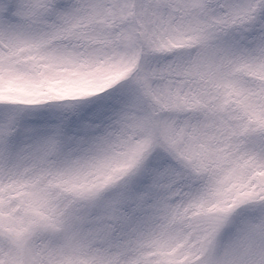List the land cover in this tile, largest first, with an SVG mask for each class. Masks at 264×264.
Returning a JSON list of instances; mask_svg holds the SVG:
<instances>
[{"label":"rangeland","instance_id":"1","mask_svg":"<svg viewBox=\"0 0 264 264\" xmlns=\"http://www.w3.org/2000/svg\"><path fill=\"white\" fill-rule=\"evenodd\" d=\"M247 1L181 0L189 8V23L167 16V31L174 41L187 42L167 49L150 50L144 41L146 48L138 46L130 0H114L111 10L106 0H55L58 9L72 13L67 20L52 14L25 24L11 43L0 39V99L15 100L9 107L0 105V264H185L199 257L178 256L185 241L177 246L172 241L180 230L190 234L189 241L199 233L212 244L227 224L222 233L233 237L232 259L254 264L260 258L258 240L256 254H241L245 229L260 220L254 203L264 200V181L252 177L253 169L264 170L259 102L264 66L239 59L240 50L252 47L264 30V11L259 0H251L250 7L258 4L247 15ZM210 2L236 10L218 24L200 7ZM111 12L127 18L122 38L111 25ZM145 24L155 29L152 22ZM158 52L163 57L154 56ZM101 58L104 63L95 69ZM136 58L138 72L128 77ZM47 63L61 69L49 75L57 79V88L75 95L121 83L63 103L62 121L76 120L63 137L64 125L45 123L58 105L27 106L19 100L30 95L4 91L15 74L31 88ZM158 67L160 81H152L170 100L167 105L153 100L154 90L147 91L142 80L141 71L150 76ZM10 122L4 140L3 127ZM15 129L21 141L29 134L34 138L14 142ZM141 147L137 164L118 177L122 184L113 199L103 192L81 195V186L95 173L106 176ZM169 156L174 165L168 164ZM177 177L184 180L173 186ZM138 181L147 191L132 194L128 186ZM249 190L259 193L257 199L221 216L227 203L234 205Z\"/></svg>","mask_w":264,"mask_h":264},{"label":"trees","instance_id":"2","mask_svg":"<svg viewBox=\"0 0 264 264\" xmlns=\"http://www.w3.org/2000/svg\"><path fill=\"white\" fill-rule=\"evenodd\" d=\"M7 1V0H6ZM113 1L114 0H106V3L109 7V10L113 9ZM130 18L131 21L133 22L132 25V29H134V26L136 25L137 28V33L138 35V46H140V48H146L145 45H147V47L150 48V50H156L155 47L160 48L161 49H167L170 48L172 46H174L175 44H186L187 41L182 40V41H174L173 39H171V35H169L168 27H169V20L167 18V16H170L174 19L175 17V21H180V19L182 20L183 23H189V8L188 6L184 3V5H181L180 3L181 0H130ZM163 1L164 3H160L158 5V2ZM250 1L248 0L246 2L247 6H246V14L253 11L258 4V1L254 4L251 3V7H250ZM172 2V3H171ZM133 9V11H132ZM114 11V10H113ZM133 12V13H132ZM242 14H245L244 12ZM245 14V15H246ZM111 25L115 26V30H117L118 34H120L119 37H121L122 34V26L125 24V22L127 21L125 16H119L118 17V13L117 12H111ZM248 15V14H247ZM133 16V17H132ZM240 17V16H239ZM146 22H152L155 29L153 30L152 26L147 25L146 26ZM157 27L159 28V34H156V30ZM149 31H148V30ZM188 35V34H187ZM186 38V34L184 35ZM118 37V38H119ZM123 37V36H122ZM121 37V38H122ZM150 38V42L149 43V39ZM144 41V44H143ZM155 44V45H153ZM85 50V49H84ZM185 52H180L179 55L184 54ZM156 55V57H163V54L161 52H158L156 54H154V56ZM174 55V53H173ZM34 59V58H32ZM104 59L101 58L100 61H98L97 64H95V69H97V67H99V65H102ZM138 63V58L135 59L134 61V67L132 68V70L128 73V77H132V76H136V71L138 72V66L140 67V61H139V65ZM78 65H80L78 63ZM97 65V66H96ZM162 68V66H161ZM160 67L155 68L156 70H152L150 72V76L148 74H146L145 72L141 71V73L144 74V78H142L143 80V84H144V88L147 89V91L150 89L154 90V93L156 95V98L154 96L153 100H155L156 102H158L160 105H167L168 101L170 102V100H168L167 98H165L164 96H160V94H158V91L155 88L156 82L152 81V80H158L160 81V76L159 74L161 73V69ZM40 73L42 75L38 74H31L34 75L33 78H35L34 81L31 82L32 86L31 88L26 86V83L23 82L21 83L20 81H17L19 79H22V77H20L19 75H13L11 79H9L7 81V85L4 88V91L8 90L9 91V95L10 94H15L14 92H21L24 93L25 95H30V99L29 100H19V102L22 104H26L27 106L31 105V106H43L48 108V106L50 104L53 105H58L56 107H53L55 109L56 115L51 116L47 118V121L45 123H48V127H51L55 124L58 125V129H62L63 125H64V129H63V137L64 135L67 133L68 134V130H69V125L70 124H74L76 122V120H64L62 121L63 115L61 116V108H63V103H66V101L68 99H74L76 97H80V96H87V95H91V94H100V93H104L107 92L110 89L115 88L117 85H119L121 82H119L120 80H116L114 82H110L108 84H104L102 86V88H96L90 92V94L87 95H75L73 93H71L70 89H67L66 87H63V90H61L60 88H57V79L50 77V73H56L58 71H61V69H55L53 66H51V64L47 63L44 64L43 67L39 70ZM157 72V73H156ZM29 75V76H31ZM47 76V77H46ZM6 78V77H4ZM3 79V78H0ZM180 78L174 79V80H179ZM181 82L185 81L184 78H181ZM16 84H15V83ZM154 86V87H153ZM168 88V87H167ZM167 95L170 96L169 91H167L166 93ZM42 95H44L45 97L42 99ZM13 96V95H10ZM51 98L52 101L48 100V98ZM15 100H9V99H0V105H4L5 107H9L10 104H13ZM142 102L144 103V101L142 100ZM261 103V107L264 108V96H262V98L259 101ZM50 103V104H49ZM34 104V105H33ZM2 106V107H4ZM109 106L114 109L115 108V102H110ZM87 107V106H85ZM81 108L82 112H86L87 108ZM58 113V114H57ZM105 113V112H103ZM63 114V113H62ZM100 119L103 118V116L98 117ZM49 122H51V126L49 125ZM12 122H10L8 127H3V130L5 132L4 135V140L5 138L8 136L10 129L12 127ZM150 125V124H149ZM48 129V128H47ZM42 130V128L40 129ZM139 130V129H138ZM138 134V133H136ZM20 135L21 133L16 135V129L14 130V133L12 135V141L17 142V143H26V142H30L32 138H34V134H29L28 137L25 136L24 141H21L20 139ZM141 142V136L140 138H138L135 143L140 144ZM6 145V144H5ZM145 147V146H144ZM143 147L141 148H137L131 149V156L133 158L128 159L126 161L123 160V162H121L118 166H114L111 167L113 170H108L107 171V175L103 176V173H95L93 175V177L91 178V181L89 180V183L87 184H83V186H81V195L85 196V195H94L96 193H102V196L105 193H110V195H112V199L114 198L115 194H117L118 192V186L120 184H122L120 181L117 182V179L120 175H122L123 173L128 172L132 167H134L137 162L139 161L140 158V153L142 152ZM168 164L174 165L175 161L173 160V158H168L167 160ZM164 170L162 172H166V168H163ZM177 176V174H175ZM264 170L261 169H253L252 170V177L260 179L261 181H264ZM183 177L182 178H174V183L173 186H177L180 184V182H183ZM144 181H138V184H132L130 183L128 186L129 192H131L132 194H141V192H146V186L144 185H140L141 183H143ZM85 183V182H84ZM246 183H248L246 181ZM82 185V183H81ZM247 185V184H246ZM137 186V187H136ZM108 187V188H107ZM107 188V189H106ZM125 189V187H124ZM252 189V188H251ZM133 190V191H132ZM258 192V191H255ZM151 193V192H149ZM259 193L255 194L253 191L249 190L248 193H242L241 194V198L239 199L238 202H235V204L233 205L232 203H227L228 211H224V213L221 214V216L226 217L229 214H234L236 213L238 210H241L242 207H245L249 204L252 203V201L254 199H257V195ZM260 201V200H259ZM237 208L234 212V209ZM232 211V212H231ZM216 214V213H214ZM219 215V214H218ZM228 227V224L226 226H224L222 229L219 230V232L216 235V239L223 234L222 231L224 232V230ZM228 231V229H227Z\"/></svg>","mask_w":264,"mask_h":264},{"label":"snow or ice","instance_id":"3","mask_svg":"<svg viewBox=\"0 0 264 264\" xmlns=\"http://www.w3.org/2000/svg\"><path fill=\"white\" fill-rule=\"evenodd\" d=\"M261 11H264V0H259ZM207 16L215 17L218 24H225L234 14L236 6L232 4H216L211 2L200 6ZM55 14L57 19L67 20L72 13L58 9L55 0H9L7 4L0 0V39L11 43L20 28L25 24L46 20ZM255 19V16H253ZM252 47L240 50L239 59L250 62H261L264 66V30L256 41L250 42ZM253 212L260 216L259 222H253L245 229L246 240L241 245L242 255L257 253L255 241H260V258L254 264H264V200L254 203ZM204 264H216L209 249ZM231 264H246L244 261H231Z\"/></svg>","mask_w":264,"mask_h":264},{"label":"clouds","instance_id":"4","mask_svg":"<svg viewBox=\"0 0 264 264\" xmlns=\"http://www.w3.org/2000/svg\"><path fill=\"white\" fill-rule=\"evenodd\" d=\"M189 235L184 230H180L172 241L173 246L185 241L184 247L180 248L178 252V256L188 253L192 257H199L198 259L186 261L185 264H204L209 249L214 256L216 264H231L233 237L230 233L221 234L212 244H209L207 240L201 239L199 233L190 237L189 241L186 239Z\"/></svg>","mask_w":264,"mask_h":264}]
</instances>
